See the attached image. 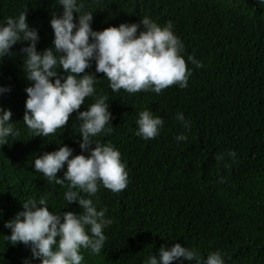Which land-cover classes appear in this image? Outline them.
I'll return each mask as SVG.
<instances>
[{"label": "trees", "instance_id": "trees-1", "mask_svg": "<svg viewBox=\"0 0 264 264\" xmlns=\"http://www.w3.org/2000/svg\"><path fill=\"white\" fill-rule=\"evenodd\" d=\"M82 2L85 12H93L95 31L140 23L145 17L161 26L171 22L184 43L186 62L194 55L203 65L197 68L188 62L192 69L188 86L173 85L160 94L113 92L104 74L95 73L94 61L86 69L99 79L96 96L108 97L114 117L112 133L94 139L120 150L130 183L119 193L101 186L93 197L98 210L107 208L106 216L113 222L104 230L107 241L99 255L82 249L83 264H145L162 246L176 243L196 248L205 257L220 250L225 264H264V3ZM213 4L221 10L218 23ZM25 9L29 26L39 30L38 51L54 47L50 20L55 12L62 14L58 0H0V23ZM24 46L18 43L14 54L0 61V86L11 87L10 93L0 95V106L11 109L14 127L20 131L0 145V264H40L32 259L30 247L13 246L4 239L11 235L5 223L24 210L23 202L45 197L50 211H80L78 203L65 201L66 187L49 183L34 169L37 156L62 144L72 147L73 155L81 154L80 121L74 112L68 125L54 135L34 137L30 132L23 122L25 89L31 86L20 54ZM95 102L96 97L86 98L80 111ZM146 109L165 122L161 134L147 141L136 135L139 113ZM180 113L191 122L190 131L177 119ZM181 133L188 139L177 143ZM230 151L236 152L235 158ZM218 155L223 159L217 160Z\"/></svg>", "mask_w": 264, "mask_h": 264}, {"label": "clouds", "instance_id": "clouds-1", "mask_svg": "<svg viewBox=\"0 0 264 264\" xmlns=\"http://www.w3.org/2000/svg\"><path fill=\"white\" fill-rule=\"evenodd\" d=\"M258 2L264 3V0ZM58 4L62 6V14L55 12L50 20L54 47L38 51L39 30L29 26L25 9L18 17H8L0 23V61L12 56L18 43L27 45L20 49L23 71L31 82L25 89L23 122L34 137L54 135L57 129L68 125L70 117L76 113L75 118L80 121L81 139L77 142L81 154L73 155L75 150L62 144L56 151L37 156L34 169L49 183L66 187L65 201L68 205L78 203L80 211L55 213L50 211L47 198L29 199L22 203L24 210L5 223L11 235L4 239L13 246L22 243L30 247L32 259L40 260V264H83L82 249L99 255L107 241L104 230L113 222L106 216L107 208L98 210L93 197L101 186L119 193L130 183L128 165L122 161L120 150L111 142L94 139L112 133L114 117L109 110L108 97L96 96L95 85L99 79L86 69L91 68L94 61L95 73L104 74L113 92L123 89L129 94L140 91L160 94L173 85L181 89L188 86L192 75L188 62L197 68L203 65L194 55L188 56L186 62L182 55L184 43L174 34L171 22L161 26L145 17L140 23H122L95 31L93 12L83 10L82 0H58ZM213 9L218 23L221 10L218 4H213ZM10 92L11 87L0 86V95ZM88 97H96V102L80 111ZM12 116L10 108L0 106V145H6L9 137L20 135ZM177 119L186 130H191V122L183 113L178 114ZM136 123V135L147 141L161 134L165 122L146 109L139 113ZM187 139L184 133L176 137L177 143ZM228 155L235 158L236 152L230 151ZM222 159L223 155L217 156V160ZM60 172H63L62 178L58 177ZM185 261L225 264L220 250L209 252L205 257L200 250L180 243L171 248L162 246L158 254L148 256L145 264H184Z\"/></svg>", "mask_w": 264, "mask_h": 264}]
</instances>
